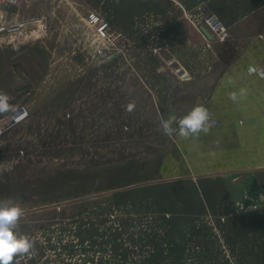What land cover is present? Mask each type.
<instances>
[{"label": "rangeland", "instance_id": "rangeland-1", "mask_svg": "<svg viewBox=\"0 0 264 264\" xmlns=\"http://www.w3.org/2000/svg\"><path fill=\"white\" fill-rule=\"evenodd\" d=\"M52 1L20 3L43 15L32 19L9 16L15 3L0 0V51L22 59L37 49L44 63L31 75L15 65L0 130V200L24 210L17 231L36 244L27 264H264L260 251L233 248L211 213L192 219L175 206L186 182L162 172L175 133H162L161 116L182 117L175 103L197 105L204 90L188 102L173 96L179 79L166 54H142L135 41L145 35L120 34V0ZM92 13L109 23L106 36Z\"/></svg>", "mask_w": 264, "mask_h": 264}, {"label": "crops", "instance_id": "crops-1", "mask_svg": "<svg viewBox=\"0 0 264 264\" xmlns=\"http://www.w3.org/2000/svg\"><path fill=\"white\" fill-rule=\"evenodd\" d=\"M18 1L19 4L7 7L9 16L42 18L32 7H19L20 3L28 7L36 0ZM107 3L111 6L112 0ZM119 5L114 17L118 20L120 34L127 40L130 35H145V42L136 38L135 49L142 54L153 51L161 58L166 54V65L177 72L179 79L173 96L188 102L203 89L204 98L198 104L205 105L217 120L207 135L201 133L199 137L181 139L175 133L162 171L174 179L175 184L186 182L184 188L175 186L172 194L175 206L196 212L192 219L211 213L222 223L233 248L247 251L246 257L252 258L255 251H260L262 257L264 0H120ZM207 11L219 14L229 27V37L223 42L212 40L211 47L186 16ZM146 34H151L149 49ZM4 51L7 50L0 52ZM198 52L199 58L196 57ZM4 55L0 58V91L12 99L16 94L14 67L17 62L23 63L30 75L35 63L40 70L44 63L37 49L22 55V59L8 51ZM164 80L160 77L159 85ZM165 84L170 90L168 83ZM241 89L245 90L242 97L239 96ZM156 90L153 92L160 97ZM231 92H237L236 102L228 98ZM194 106L175 103L185 114ZM3 118L4 113H0V130Z\"/></svg>", "mask_w": 264, "mask_h": 264}, {"label": "clouds", "instance_id": "clouds-1", "mask_svg": "<svg viewBox=\"0 0 264 264\" xmlns=\"http://www.w3.org/2000/svg\"><path fill=\"white\" fill-rule=\"evenodd\" d=\"M244 94L245 90L241 89L239 96ZM228 98L236 102L239 97L237 92H231ZM10 100L8 94L0 91V113L13 110ZM133 107L129 104L128 110ZM213 123L211 111L205 105L197 104L180 118L175 115L161 116L160 130L167 136L178 133L181 139H190L199 137L201 133L207 135ZM173 124L177 127L174 128ZM23 215V208L12 198L0 200V264H13L15 257L28 254L34 247L33 239L17 231Z\"/></svg>", "mask_w": 264, "mask_h": 264}, {"label": "built area", "instance_id": "built-area-1", "mask_svg": "<svg viewBox=\"0 0 264 264\" xmlns=\"http://www.w3.org/2000/svg\"><path fill=\"white\" fill-rule=\"evenodd\" d=\"M2 2H12L16 3L18 0H2ZM188 19L193 22V24L198 28L200 32L203 33V36L207 42V45L211 47L212 40L223 42L229 37V27L224 22V20L220 17L219 14L213 11L207 12H198L194 15L188 16ZM201 17V18H200ZM90 23L94 24H101L102 20L95 14H90L89 16ZM202 27L206 28L207 31L211 34L212 38H209L203 31ZM99 34L102 36H106L107 32V24L103 23L98 27ZM5 30V25H1L0 32ZM2 39H0V46H2ZM214 123L212 125L217 124V120L213 119ZM34 240V239H33ZM36 258V244L34 241L33 249L26 255L17 256L14 258L13 264H27L29 261L34 260Z\"/></svg>", "mask_w": 264, "mask_h": 264}, {"label": "water", "instance_id": "water-1", "mask_svg": "<svg viewBox=\"0 0 264 264\" xmlns=\"http://www.w3.org/2000/svg\"><path fill=\"white\" fill-rule=\"evenodd\" d=\"M203 31H204V33H206V34H208V36H210L209 38H211L212 36H211V34L207 31V29L206 28H204L203 27Z\"/></svg>", "mask_w": 264, "mask_h": 264}]
</instances>
